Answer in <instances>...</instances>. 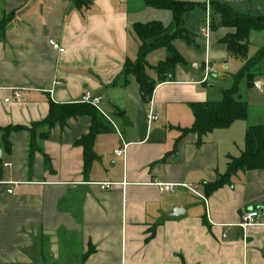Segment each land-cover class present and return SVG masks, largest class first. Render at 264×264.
I'll return each instance as SVG.
<instances>
[{
	"label": "crops",
	"instance_id": "crops-1",
	"mask_svg": "<svg viewBox=\"0 0 264 264\" xmlns=\"http://www.w3.org/2000/svg\"><path fill=\"white\" fill-rule=\"evenodd\" d=\"M174 1L201 5L183 18L190 43H173L184 64L165 81L145 70L155 82L145 103L135 78L124 73L140 44L133 25L159 22L172 34L170 12L142 0H85L80 9L72 0H0V22L11 16L0 40V128H30L47 118L52 103L83 104L84 92L101 98L90 107L111 128L95 136L87 173L75 145L92 127L86 115L36 128L30 158V134L9 136L0 165V264H264V170L237 172L226 185L205 189L244 151L247 129L264 128V76L242 92L246 120L201 140L188 132L192 106L221 101L243 62L221 42L233 30L216 26L213 0ZM214 1L264 16V0ZM192 14L210 20L207 38L201 28L189 33ZM263 40L262 33L250 35L248 58ZM165 58L161 48L146 62L154 67ZM206 63L215 73L204 81ZM14 89L25 91L22 98L5 102ZM99 184L115 187L101 191ZM244 210L259 218L243 233L237 225Z\"/></svg>",
	"mask_w": 264,
	"mask_h": 264
},
{
	"label": "trees",
	"instance_id": "trees-1",
	"mask_svg": "<svg viewBox=\"0 0 264 264\" xmlns=\"http://www.w3.org/2000/svg\"><path fill=\"white\" fill-rule=\"evenodd\" d=\"M72 2L76 9L85 5V0H72ZM142 3L148 8L170 12L172 23L175 26V31L167 34L165 27L159 22L133 25V32L140 44L135 62L126 61L124 73L135 78L139 85L141 98L147 103L155 82L147 76L145 70L147 68L153 70L159 81H165L172 75L176 65L184 64V60L175 50L173 43L178 39L190 43L187 31L182 27L183 18L201 4L174 0H142ZM209 8L216 21V26L233 30V33L224 37L221 42L226 46L228 55L241 60L243 64L240 70L229 78L230 86L222 92L221 101L192 106L194 122L188 132L197 135L199 140L214 130L227 129L236 121L246 120L248 106L242 92L251 88L257 77L264 76V40L256 53L250 58L247 57L250 35L264 34V16L238 13L227 4L214 0L209 2ZM10 19L11 16H8L0 22V40ZM161 48L166 51L165 60L154 67H149L146 62L147 55ZM82 115L91 118L92 127L89 134L77 141L75 145L83 149L84 172L87 173L90 164L96 159L92 150L95 136L111 131L102 117L88 104L56 105L52 103L47 118L40 123L31 124L30 128H0V149L4 154H9L11 149L9 136L15 132L26 131L30 134V158L36 151V128L44 125L51 128L55 123L63 125L67 119ZM40 137L44 138L46 135ZM244 142L245 149L241 155L229 160L225 173L219 176L214 183L206 185V191L211 192L226 185L231 176L237 172L264 170V128L262 126L248 128Z\"/></svg>",
	"mask_w": 264,
	"mask_h": 264
},
{
	"label": "built area",
	"instance_id": "built-area-1",
	"mask_svg": "<svg viewBox=\"0 0 264 264\" xmlns=\"http://www.w3.org/2000/svg\"><path fill=\"white\" fill-rule=\"evenodd\" d=\"M209 28H210V20L207 19L203 25V28L200 29V34L204 37L207 38L208 36V32H209ZM50 46L52 47V49L56 50L58 53H63V49L60 48L57 44H55L54 42H49ZM214 70L213 68H211L208 63L205 64L204 67V81L207 79V76L214 74ZM24 90L21 89H14L11 91V95L8 99L5 100V102H8L9 100H13V101H19L23 94H24ZM101 101L100 97H96L93 96L90 92H84V94L81 97V103L84 104H88L90 106L93 107H97L99 105ZM148 121H152L155 119V117L151 114H149L147 116ZM106 120L111 124V121L106 118ZM124 148L119 149L115 156L116 157H121L123 155L124 152ZM160 188V191H172V186L171 185H157ZM113 187H115L114 184H99V189L101 191H107V190H111L113 189ZM8 194H11L12 191L8 190L7 191ZM259 218V212L256 210H244L241 213L240 216V223L237 225V227L244 233L247 228L251 227V226H256V220Z\"/></svg>",
	"mask_w": 264,
	"mask_h": 264
},
{
	"label": "rangeland",
	"instance_id": "rangeland-1",
	"mask_svg": "<svg viewBox=\"0 0 264 264\" xmlns=\"http://www.w3.org/2000/svg\"><path fill=\"white\" fill-rule=\"evenodd\" d=\"M217 2H219V1H217ZM219 3H221V4H225V3H222V2H219ZM229 6V5H228ZM210 11H211V9H210ZM211 13H212V11H211ZM204 23V20L202 21V22H200V19H195V17H194V14H192L191 16H189V18H188V25H189V27H188V31H189V33L190 34H195L196 33V31H198L200 28H203V24ZM263 34V33H262ZM264 35V34H263ZM251 51L252 50H250L249 51V57H252L251 55ZM239 71V70H238ZM237 71V72H238ZM236 72V73H237ZM256 88V87H255ZM256 90L258 91V89L256 88ZM260 92L259 93H257V96H260ZM260 98H262V100L264 101V94H263V96L262 97H260Z\"/></svg>",
	"mask_w": 264,
	"mask_h": 264
},
{
	"label": "water",
	"instance_id": "water-1",
	"mask_svg": "<svg viewBox=\"0 0 264 264\" xmlns=\"http://www.w3.org/2000/svg\"><path fill=\"white\" fill-rule=\"evenodd\" d=\"M258 88V84L255 85ZM1 160H2V150L0 149V165H1ZM180 213V211L174 212L173 216H177V214Z\"/></svg>",
	"mask_w": 264,
	"mask_h": 264
}]
</instances>
